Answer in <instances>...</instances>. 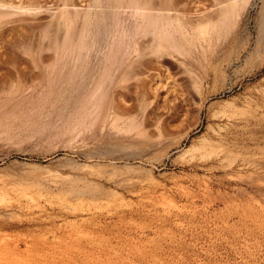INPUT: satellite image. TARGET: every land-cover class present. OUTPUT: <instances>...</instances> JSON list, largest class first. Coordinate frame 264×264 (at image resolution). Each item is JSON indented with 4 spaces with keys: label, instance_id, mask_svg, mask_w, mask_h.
<instances>
[{
    "label": "rangeland",
    "instance_id": "374dc122",
    "mask_svg": "<svg viewBox=\"0 0 264 264\" xmlns=\"http://www.w3.org/2000/svg\"><path fill=\"white\" fill-rule=\"evenodd\" d=\"M261 2L239 32L184 47L196 90L189 105L162 94L161 113L181 119L165 147L146 148L138 129L107 117L128 39L108 47V63L92 54L68 67L63 85L58 69L52 85L0 100V264H264V50L228 67L246 43L256 50ZM119 18L129 37L133 22ZM68 151L81 154L74 169Z\"/></svg>",
    "mask_w": 264,
    "mask_h": 264
},
{
    "label": "bare ground",
    "instance_id": "6f19581e",
    "mask_svg": "<svg viewBox=\"0 0 264 264\" xmlns=\"http://www.w3.org/2000/svg\"><path fill=\"white\" fill-rule=\"evenodd\" d=\"M51 1L54 5H51L49 0H0V100L17 98L23 92L43 86L44 81L47 85H52L55 80L54 73L56 71L58 73V69H60L58 78H61L60 81L65 80L68 67L73 66L76 70L78 65L83 60H89L92 54L96 57L104 56L105 60H108L112 54V52L110 55L107 53L108 47L113 49L119 43L121 46L119 48H122V44L128 39L129 42L125 45L126 50L121 51L125 52L124 56H126L125 70L123 69V72L120 70L122 73L117 77L116 83L113 81L119 86L120 91L119 89L116 91V96L112 94V98H116H114L111 113L107 117L112 118V124L118 125L123 122V127L126 126L125 131L138 129V143L141 142L148 149H155V147L158 149V147H165L177 123L180 125L178 121L181 122L180 114L177 112L161 113L160 98L163 96L165 98L164 94H167L174 101L179 98L183 104L188 103L189 105V101L193 100L195 94L196 88H194L192 74L184 66L186 63L183 64L180 60V57H185L184 53L188 51L184 50V47L188 46L193 50L197 41L206 40L215 33L224 36L233 30L239 32L242 28L240 26L243 22V15L254 0H211V3L207 5L204 1L202 6L203 1L201 0H199L200 4L195 2L194 6L193 0H89V2L58 0L57 3V0ZM259 1H262V5L260 14L257 16L259 25L257 26L256 50L249 53L248 48L251 43H246V46L238 50L234 60L229 62L228 67L232 65L237 67L238 71L239 68H246L252 62L253 56L258 55L259 50H264V0ZM119 17L128 18L133 22L131 23L134 27V29L132 27L133 33L131 32L129 37H127L129 31L126 34V31L119 26V20H121ZM113 60H115L114 57ZM116 64H118L117 61ZM257 68L255 67V70ZM75 73H72V76ZM253 73L254 71H247L246 74L252 76ZM80 81L82 84V80ZM238 83L240 80H237L233 87ZM97 86L99 87V84ZM180 89L184 94L179 93ZM26 95L24 94V97ZM230 122L236 124L234 121ZM113 127L116 130L117 126L113 125ZM116 131L119 133L121 130ZM222 153L221 150L217 156L222 157ZM80 157L81 154L78 151H68L63 158V165L74 169L80 165ZM58 172L56 176L59 180L72 185L76 183L70 178V172L60 169Z\"/></svg>",
    "mask_w": 264,
    "mask_h": 264
}]
</instances>
